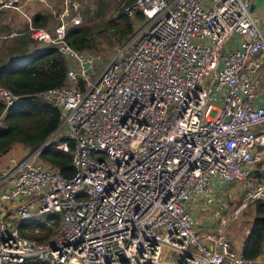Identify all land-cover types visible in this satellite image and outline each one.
<instances>
[{"label": "built area", "instance_id": "built-area-1", "mask_svg": "<svg viewBox=\"0 0 264 264\" xmlns=\"http://www.w3.org/2000/svg\"><path fill=\"white\" fill-rule=\"evenodd\" d=\"M122 12L136 29L107 61L66 41L77 3L62 0L49 28L27 20L29 39L53 47L66 72L39 94L59 111L56 129L0 157V264H246L188 207L211 204L209 186L244 181L264 160V105L254 104L264 28L250 0H131ZM16 100L0 86L1 115ZM68 142L64 177L39 151ZM247 196L235 214L264 197V183ZM31 222L24 231L51 234L21 235L18 224Z\"/></svg>", "mask_w": 264, "mask_h": 264}, {"label": "trees", "instance_id": "trees-1", "mask_svg": "<svg viewBox=\"0 0 264 264\" xmlns=\"http://www.w3.org/2000/svg\"><path fill=\"white\" fill-rule=\"evenodd\" d=\"M138 17L137 14L134 19ZM116 20H120L121 24H117ZM43 23H45L44 17L32 19L34 27H42ZM132 32L133 20L118 10L113 20L104 19L89 26L78 25L67 28L65 39L72 48L89 52V50L96 49L100 37H104L105 40L112 38V42L121 45L131 37ZM34 44L27 34H23L9 41V45L5 47L6 51L3 50L8 54L29 55L9 63L0 61V86L17 97V100L6 109L3 115H1L3 103L0 101V122H2L0 125V157L15 146L30 150L39 147L56 129L59 122L58 109L43 101L39 94L46 89L63 85L66 72L65 62L50 46L30 53L31 50L28 47ZM67 145L66 152L54 148L52 143L45 145L39 151L40 160L64 177L72 175V145L69 142ZM255 176L258 174L255 173ZM256 202L252 225L239 250L246 264H252L257 259L264 242V197ZM31 224L33 223H19L17 228L20 234L28 238L43 240L57 225V218H54L52 228L46 229L42 235H32L29 231H24L27 228L31 231ZM23 264L46 263L38 261Z\"/></svg>", "mask_w": 264, "mask_h": 264}, {"label": "rangeland", "instance_id": "rangeland-1", "mask_svg": "<svg viewBox=\"0 0 264 264\" xmlns=\"http://www.w3.org/2000/svg\"><path fill=\"white\" fill-rule=\"evenodd\" d=\"M78 5L80 24L79 25H91L97 24L100 20L104 19H115L117 11L121 10L123 5L131 0H70ZM99 13L98 15H96ZM253 16V15H251ZM254 18V17H253ZM117 24H121L120 20H116ZM133 25V32H134ZM132 32V34H133ZM131 37L126 41L128 44L132 41ZM112 38L100 37L96 49L89 50L93 54L99 55L104 61H107L111 53L115 48L120 46V43L112 42ZM8 40V39H6ZM4 39H0V58L5 53L3 48L9 45ZM124 42V43H126ZM257 96L264 98V80H261ZM2 125V122H0ZM132 148H136V143L132 144ZM23 148L19 146L13 147L11 150L3 155V158H7L8 154H17L22 151ZM255 173L258 176H255ZM264 183V160L254 166L251 171V175L244 181H236L232 183H215L209 186L210 195L213 200L211 204H205L202 199H199L195 204H190L188 207L192 211H195V217L193 218L195 223L202 229L214 228L218 231H222L224 235L230 240L233 249L238 252L241 243L245 235L248 233L253 217L255 215V206L257 200L251 199L250 194L255 192L257 185ZM248 194L246 206L239 210L236 214L234 213L237 206ZM191 214V212H190ZM204 217V218H202ZM41 234V233H39ZM166 253L163 255L165 259ZM252 264H264V242L261 248V254Z\"/></svg>", "mask_w": 264, "mask_h": 264}, {"label": "crops", "instance_id": "crops-1", "mask_svg": "<svg viewBox=\"0 0 264 264\" xmlns=\"http://www.w3.org/2000/svg\"><path fill=\"white\" fill-rule=\"evenodd\" d=\"M61 2L62 0H0V39H8L4 43H9L13 38L27 34V20L32 24V19L36 17H44L45 23H43L44 26L42 27L49 28L54 21L55 13L61 9ZM250 13L258 25L264 28V0H250ZM28 48L31 50L30 53H33L44 47L39 44H34ZM3 49L6 51L5 48ZM24 56L5 52L4 56L0 58V61L9 63ZM254 104L264 105V98L257 96ZM190 208V218L195 222L193 219L196 216L195 211L190 210Z\"/></svg>", "mask_w": 264, "mask_h": 264}]
</instances>
